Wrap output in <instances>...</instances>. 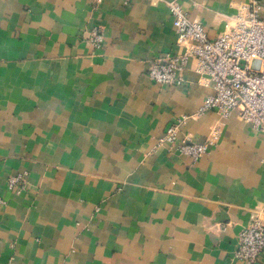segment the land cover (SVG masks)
Returning <instances> with one entry per match:
<instances>
[{
    "label": "crops",
    "instance_id": "crops-1",
    "mask_svg": "<svg viewBox=\"0 0 264 264\" xmlns=\"http://www.w3.org/2000/svg\"><path fill=\"white\" fill-rule=\"evenodd\" d=\"M248 1L181 4L214 38ZM182 51L162 1L0 0V264H243L238 235L264 219V133L198 114L213 89L194 60L183 87L150 80ZM182 115L179 140L218 129L197 162L159 142Z\"/></svg>",
    "mask_w": 264,
    "mask_h": 264
},
{
    "label": "built area",
    "instance_id": "built-area-1",
    "mask_svg": "<svg viewBox=\"0 0 264 264\" xmlns=\"http://www.w3.org/2000/svg\"><path fill=\"white\" fill-rule=\"evenodd\" d=\"M151 1V0H144ZM167 6L173 20L176 45L183 51L166 53L148 65V77L164 87H183L184 73L190 60L196 62L195 72L201 84L213 89L198 114L215 111L220 119L236 115L258 132L264 133V3L249 0L231 17L224 30L210 38L205 26L190 20L183 10L182 0H156ZM89 42L96 49L103 43V33L97 27L90 30ZM191 116L176 117L159 139L169 150L190 157L197 162L205 156L219 137L212 130L201 143L189 138L179 140L181 127ZM264 165V159H263ZM22 175L9 178L10 189L25 186ZM264 257V219L261 212H253L249 223L238 235L235 258L243 264H259Z\"/></svg>",
    "mask_w": 264,
    "mask_h": 264
}]
</instances>
